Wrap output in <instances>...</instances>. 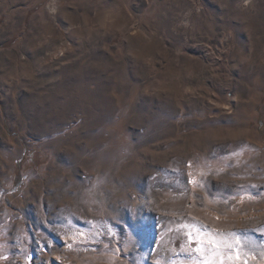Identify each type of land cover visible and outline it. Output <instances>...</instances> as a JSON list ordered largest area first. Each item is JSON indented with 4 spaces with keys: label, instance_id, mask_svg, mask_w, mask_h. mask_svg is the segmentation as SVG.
<instances>
[{
    "label": "rangeland",
    "instance_id": "374dc122",
    "mask_svg": "<svg viewBox=\"0 0 264 264\" xmlns=\"http://www.w3.org/2000/svg\"><path fill=\"white\" fill-rule=\"evenodd\" d=\"M245 262L264 0H0V264Z\"/></svg>",
    "mask_w": 264,
    "mask_h": 264
},
{
    "label": "trees",
    "instance_id": "16d2710c",
    "mask_svg": "<svg viewBox=\"0 0 264 264\" xmlns=\"http://www.w3.org/2000/svg\"><path fill=\"white\" fill-rule=\"evenodd\" d=\"M20 186V180H18V182L15 184V188Z\"/></svg>",
    "mask_w": 264,
    "mask_h": 264
},
{
    "label": "snow or ice",
    "instance_id": "6c2138e0",
    "mask_svg": "<svg viewBox=\"0 0 264 264\" xmlns=\"http://www.w3.org/2000/svg\"><path fill=\"white\" fill-rule=\"evenodd\" d=\"M235 235H236L235 233L232 234L233 237H235ZM229 248H231V245H229ZM237 251H239V250H237ZM237 258H239V256H237ZM245 264H246V262H245Z\"/></svg>",
    "mask_w": 264,
    "mask_h": 264
},
{
    "label": "bare ground",
    "instance_id": "6f19581e",
    "mask_svg": "<svg viewBox=\"0 0 264 264\" xmlns=\"http://www.w3.org/2000/svg\"><path fill=\"white\" fill-rule=\"evenodd\" d=\"M58 259V258H57Z\"/></svg>",
    "mask_w": 264,
    "mask_h": 264
}]
</instances>
